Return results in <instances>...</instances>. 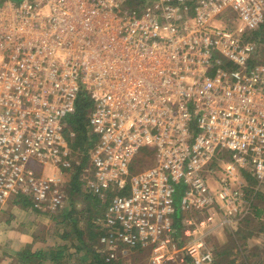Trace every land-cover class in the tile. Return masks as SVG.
Listing matches in <instances>:
<instances>
[{"label":"built area","instance_id":"1","mask_svg":"<svg viewBox=\"0 0 264 264\" xmlns=\"http://www.w3.org/2000/svg\"><path fill=\"white\" fill-rule=\"evenodd\" d=\"M230 5L240 36L264 22V0H0V210L18 197L62 210L82 166L101 242L150 248L152 264L176 248L178 210L237 224L264 192V67L216 25ZM213 218H181L193 264L215 261L201 232Z\"/></svg>","mask_w":264,"mask_h":264},{"label":"rangeland","instance_id":"2","mask_svg":"<svg viewBox=\"0 0 264 264\" xmlns=\"http://www.w3.org/2000/svg\"><path fill=\"white\" fill-rule=\"evenodd\" d=\"M126 5L131 7L129 2H127ZM232 7L233 6L230 5V8L224 12V17L215 21L216 25L221 28L230 25V30H232L236 36H239L244 43L256 44L260 51L258 50L257 54L254 56V58H256L254 63L255 65L260 64L264 67V22L255 30L245 32L247 33L245 37L243 35L240 36L237 30L240 27L238 10ZM257 31H259V33L254 35L253 32ZM88 111H90V109H88ZM91 130L92 128L86 125V132L88 135L91 133ZM75 150L76 155L78 153V157L76 158L79 160L81 149L75 148ZM67 180L68 178L65 177L64 183H66ZM210 183H213V181L210 180ZM83 195L84 193H81L79 197L76 196V199L73 200V204H75L78 209L84 205V200H82L84 197ZM92 202L93 201H91V204ZM254 202L252 210L241 218L236 217L238 223L234 225L221 224L220 222L227 216L225 215V211L218 210L216 214H210L209 212L186 213L185 215H181V218L184 219L186 224H188V221L198 224L203 220H207V217L214 216L212 221L203 225L201 232L203 233L202 236L207 240V243L213 248L215 264H264V192H259L255 196ZM10 203H16V198L8 204ZM68 205L70 206L69 200L66 201V205L63 208H66ZM3 209H5V207ZM99 209L102 208L100 207ZM26 210L30 211L27 216L29 220L35 218L34 220L36 221L40 217L43 220L47 219L46 224H43L46 226H43L42 229H38V231L40 230L39 232H34L35 235H37V240H39L38 242H33L34 250H43L46 247H56L57 245L67 244L68 246L67 255L62 261L52 262L49 258L38 257L33 260V264H86L93 260L95 256L94 252L99 253L100 257L109 264L113 262H115L114 264H152L150 248L131 247L122 242L114 245V248H110L107 244L102 243L101 238L104 233L102 231L98 232L93 228L92 221L98 217L93 213H87L82 218L79 217L80 228L84 231L83 243L80 244V240L71 225L67 227L69 230V237L67 239L63 238L66 234V227L63 223L58 222L63 218H57L55 216V214H61L63 210L57 211L56 213H54V211L49 213L46 211L39 212L29 207H26ZM34 213L39 214L37 218H33V215H35ZM185 227H188V225L184 226L183 222L180 221V225L178 226L179 235L175 237L174 240V246L176 248H171V258L164 264H190L188 263V259L191 258L187 254L185 246L193 237H188L183 233L186 229ZM34 243L37 244L34 245ZM111 252L115 254V258L109 260L108 256H110L109 253ZM18 257L15 259L16 264H18Z\"/></svg>","mask_w":264,"mask_h":264},{"label":"trees","instance_id":"3","mask_svg":"<svg viewBox=\"0 0 264 264\" xmlns=\"http://www.w3.org/2000/svg\"><path fill=\"white\" fill-rule=\"evenodd\" d=\"M264 27V26H263ZM259 31L253 32V34H258ZM260 51V50H259ZM77 110L76 112L72 115L71 117V124L72 127L75 131H78L79 135L77 137V140L75 141L74 147L78 146L81 147L82 149L84 148V143L87 139V132H86V120L88 117V108L90 107V102L88 103L85 100H80L77 104ZM86 162V160H84ZM83 162V163H84ZM82 166H77L73 171H70V177L69 180L64 183V188L66 189V198L70 201V206L68 205L66 208H63V212L60 214H55L57 218H63L62 220L58 221L59 223H63L66 231V234L63 236V238H68L69 237V230L67 227L71 225L74 229V232L78 236V239L80 240V244L83 243V235L84 231L80 228V218H82L84 215L87 213L95 214V216H100L103 214V211L99 209L100 207L104 205L101 198H99L97 195H93L91 192L83 188L82 186V180L79 177L80 174V169ZM81 193H84V197L82 200H84V205L80 209L76 207L74 203L75 197H79ZM91 201L92 204H91ZM22 202V207L26 208L28 206V200L24 199V197H18L16 199V203ZM89 203V205H88ZM98 207V208H97ZM41 212V210H38ZM178 213L175 214V224L178 227L180 225L181 221V215L182 212L181 210L177 211ZM49 213V211H48ZM54 216V215H53ZM72 222V224H71ZM93 228H95V223L92 221ZM98 231V230H96ZM99 232V231H98ZM35 239L37 240V236H35ZM207 241V240H206ZM80 249V248H79ZM68 252V246L66 245H57L56 247H46L43 250H34L33 249V243L28 244L27 246L24 247V249L20 252V258L17 261L18 264H33V260L38 257H45L49 258L50 261H62L65 256L67 255ZM94 257L93 260L89 263L86 264H109L108 262L104 261L101 257L100 254L97 252H94ZM191 258V257H190ZM188 259V258H187ZM48 260V259H47ZM112 260V259H111ZM192 258L188 259V263L192 264ZM113 262L112 264H114ZM215 264V262H214Z\"/></svg>","mask_w":264,"mask_h":264},{"label":"crops","instance_id":"4","mask_svg":"<svg viewBox=\"0 0 264 264\" xmlns=\"http://www.w3.org/2000/svg\"><path fill=\"white\" fill-rule=\"evenodd\" d=\"M28 213H30L29 210L17 203L7 204L5 209L0 210V264H16L15 259L19 256V260L20 252L24 247L39 241H36L37 235L34 232H39L38 229L46 226L43 224H46L47 219L43 220L40 217L35 221L34 217L37 218L39 214L34 213V219L29 220Z\"/></svg>","mask_w":264,"mask_h":264}]
</instances>
